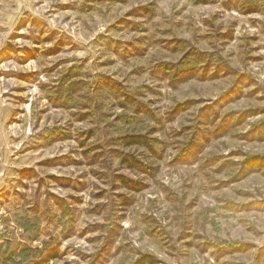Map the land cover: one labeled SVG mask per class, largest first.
<instances>
[{"label":"clouds","instance_id":"clouds-1","mask_svg":"<svg viewBox=\"0 0 264 264\" xmlns=\"http://www.w3.org/2000/svg\"><path fill=\"white\" fill-rule=\"evenodd\" d=\"M0 264H264V0H0Z\"/></svg>","mask_w":264,"mask_h":264}]
</instances>
